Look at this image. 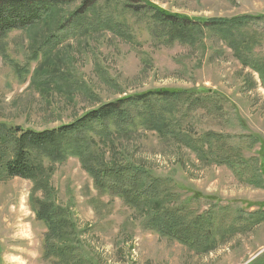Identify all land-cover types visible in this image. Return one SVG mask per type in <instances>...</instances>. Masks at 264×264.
I'll return each instance as SVG.
<instances>
[{
	"label": "rangeland",
	"instance_id": "374dc122",
	"mask_svg": "<svg viewBox=\"0 0 264 264\" xmlns=\"http://www.w3.org/2000/svg\"><path fill=\"white\" fill-rule=\"evenodd\" d=\"M80 1L60 8L37 26L0 38V121L40 131L69 124L101 104L128 95L201 88L218 93L221 113L196 110L193 118L185 120L187 134L216 133L232 138L230 144L239 138L245 155L257 158L260 142L255 139L264 140V90L224 43L209 33L194 46L164 42L152 34L148 16L132 14L114 0L99 2L82 20L87 25L100 16L121 23V33L132 34L130 41L102 28L59 30L61 23H69L66 19ZM144 1L191 20L261 17L248 30L257 40L254 52L264 55V0ZM52 34L58 37L49 45L45 42ZM114 150L117 164H125L126 158L156 176L170 177L193 216L224 207L214 224L217 232L257 209L250 204L264 202V189L236 179L225 165L199 161L177 140L160 138L155 132L138 131L116 139ZM111 155L104 154L107 164ZM44 163L51 173V200L68 209L94 264H251L264 255V223L236 228L230 237L218 235L215 248L199 254L146 229L140 215L120 198L98 193L74 156L62 163ZM32 190L29 180L0 179V264H61L44 253L46 227L32 206V196L42 199L44 195Z\"/></svg>",
	"mask_w": 264,
	"mask_h": 264
},
{
	"label": "trees",
	"instance_id": "16d2710c",
	"mask_svg": "<svg viewBox=\"0 0 264 264\" xmlns=\"http://www.w3.org/2000/svg\"><path fill=\"white\" fill-rule=\"evenodd\" d=\"M76 1L0 0V38L37 26L52 18L60 8ZM103 1L108 3L111 0H81L78 8L66 19L69 23H61L58 29L71 30L77 26L84 30L108 29L130 41L132 34L121 33L123 25L107 17L97 16L91 24H84L86 13ZM114 1L122 3L132 14L148 16L152 34L164 42L178 41L194 46L207 33L216 36L232 52L241 68L257 76L264 90V55L257 56L254 52L257 40L248 30L261 17L191 20L168 14L144 0ZM75 20L77 23L74 25ZM57 37L52 34L45 43L50 45ZM220 99L217 92L201 88L158 89L101 104L73 122L51 129H17V126L0 121V179L29 180L33 184L32 192L38 190L43 193L42 199L32 196V206L35 217L46 227L43 242L45 255L57 259L61 264H94L82 243V233L71 220L68 209L55 204L50 197L48 176L51 173L44 166V161L47 164L62 163L68 156L79 160L93 179L98 193L110 192L107 194L120 198L140 215L146 229L196 253L206 254L213 250L218 244V235L230 237L235 234L236 228L240 231L247 229L244 227L264 223V202H259L249 205L257 209L247 217L240 215L234 219L236 224L217 232L214 224L219 223L217 219L222 217L224 207L193 216L186 206L187 201L180 200L181 194L176 190L180 187L174 185L170 177L156 176L151 170L135 165L126 158H122L125 164H117L114 158L117 157L114 150L116 139L132 137L138 131L155 132L160 138L177 140L181 146L192 151L199 161L208 159L225 165L236 179H244L248 185L264 189L263 139H255V142H260V148L257 158H253L247 157L240 148L239 141L242 140L239 138H233L236 142L230 144L227 141L232 138L216 133L206 132L197 137L187 134L185 125L188 122L185 123V120L191 116L193 118L198 109L211 110L218 116L221 113ZM253 142L251 140L249 144ZM105 153L112 154L108 164ZM239 222L245 224L237 225ZM251 264H264V255Z\"/></svg>",
	"mask_w": 264,
	"mask_h": 264
},
{
	"label": "water",
	"instance_id": "95a60500",
	"mask_svg": "<svg viewBox=\"0 0 264 264\" xmlns=\"http://www.w3.org/2000/svg\"><path fill=\"white\" fill-rule=\"evenodd\" d=\"M20 127L19 126H17V129H19Z\"/></svg>",
	"mask_w": 264,
	"mask_h": 264
}]
</instances>
